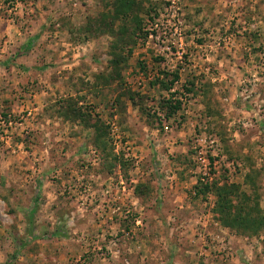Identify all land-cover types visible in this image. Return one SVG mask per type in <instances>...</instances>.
<instances>
[{
	"label": "rangeland",
	"instance_id": "rangeland-1",
	"mask_svg": "<svg viewBox=\"0 0 264 264\" xmlns=\"http://www.w3.org/2000/svg\"><path fill=\"white\" fill-rule=\"evenodd\" d=\"M131 1L0 0V264H264V0Z\"/></svg>",
	"mask_w": 264,
	"mask_h": 264
},
{
	"label": "trees",
	"instance_id": "trees-1",
	"mask_svg": "<svg viewBox=\"0 0 264 264\" xmlns=\"http://www.w3.org/2000/svg\"><path fill=\"white\" fill-rule=\"evenodd\" d=\"M116 2L120 5V9H119V12L123 13L126 11H130L131 10V7L133 6V2L131 0H116ZM144 35H146L148 37L149 33H145ZM146 37V39H147ZM121 57V55H120ZM119 60V59H117ZM123 61V60H122ZM172 76V79L171 81L169 82V85H165L164 83H159L160 84V87L166 91V92H170V90L172 89L173 85L175 83L178 82V75L177 74H173L171 75ZM180 108V104L179 103H176L175 106L171 107V106H168V112H167V115H166V118H170L172 115H174ZM92 129L94 130V132L97 133V131H99V129L96 127V125H93L92 126ZM99 140L102 139V138H98ZM207 189V188H206ZM202 192V191H201ZM220 196V195H217V197ZM219 198V197H218Z\"/></svg>",
	"mask_w": 264,
	"mask_h": 264
},
{
	"label": "built area",
	"instance_id": "built-area-1",
	"mask_svg": "<svg viewBox=\"0 0 264 264\" xmlns=\"http://www.w3.org/2000/svg\"><path fill=\"white\" fill-rule=\"evenodd\" d=\"M151 38V36L149 35V39ZM166 129V128H165Z\"/></svg>",
	"mask_w": 264,
	"mask_h": 264
}]
</instances>
